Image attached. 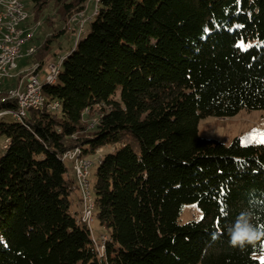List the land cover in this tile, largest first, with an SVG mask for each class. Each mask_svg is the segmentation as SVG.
Returning <instances> with one entry per match:
<instances>
[{"label": "trees", "instance_id": "1", "mask_svg": "<svg viewBox=\"0 0 264 264\" xmlns=\"http://www.w3.org/2000/svg\"><path fill=\"white\" fill-rule=\"evenodd\" d=\"M32 1L36 14L48 3ZM88 1L58 0L67 21ZM42 92L46 108L0 121V264H260L264 240L233 247L226 225L251 205L264 231V145L199 124L264 111V0H98ZM108 147L91 184L101 255L63 156ZM186 205L202 218L181 224Z\"/></svg>", "mask_w": 264, "mask_h": 264}, {"label": "rangeland", "instance_id": "2", "mask_svg": "<svg viewBox=\"0 0 264 264\" xmlns=\"http://www.w3.org/2000/svg\"><path fill=\"white\" fill-rule=\"evenodd\" d=\"M21 1L28 14V19L23 27L26 32L25 37L28 35L33 36L30 37V41L26 42L23 47L24 57L17 61L18 68L14 71L15 75H13L12 79L10 78L11 80L2 83L0 82V104L5 101H16L14 100L15 98L12 92H15L16 88L18 89L20 85L24 86L28 77L32 73L40 71L43 66L46 67V65L49 66L50 64L60 63L61 58L67 56L68 53L73 50L78 38H84L90 32L91 18L95 14L98 3V0H89L85 5L84 11L75 13L67 21L63 12L64 9L59 4L58 0H48V3L41 6L42 13L39 14H36L34 11L32 0ZM67 1L71 2L73 0ZM61 31L65 32L62 36H60ZM55 35H57L56 38ZM51 39H55L56 41L51 44ZM46 45L49 46V51L44 53L45 50L43 51L42 49ZM33 47L36 50V53H34V55L31 54L26 56L25 54ZM37 54H39L38 56L43 54V58L45 57L43 66H41L39 61L31 59L32 55L34 58ZM44 79L45 75L42 71L39 74V80L40 82H43ZM49 107L50 109L53 108L52 110L54 111L60 109L59 106H55L54 104ZM33 109L38 110L37 108L32 107L29 111ZM29 111L26 113L25 117H27ZM84 117V121L90 124V128L93 129L98 123L100 116L88 111L85 113ZM8 120L13 121L12 118H8ZM199 134L203 138L216 139L225 144H229L234 138L239 137L243 145H264V143H260V140L264 138V111L243 110L237 116L226 119H218L214 117L204 118L199 124ZM74 151L75 150H73V152ZM112 151L113 148L108 147L99 150L93 156L83 158V160L90 165L91 176L89 181L91 184H93L96 179V171L99 167L98 163L101 161L104 154ZM69 158L68 153L65 159L68 160ZM80 158L82 159V157ZM73 164L70 161L67 162L70 172H72ZM80 196L81 193L77 190L72 196L73 213L80 211L81 206L78 203ZM202 215V212L196 205H186L179 222L185 224L192 220H200ZM87 225L92 229L91 233L93 239L96 240L97 248H99L100 253H103L104 248H102V245L104 244L105 239H107V231L99 226L96 214L91 217L89 222L87 221ZM256 258L261 260V256L259 255H257Z\"/></svg>", "mask_w": 264, "mask_h": 264}, {"label": "bare ground", "instance_id": "3", "mask_svg": "<svg viewBox=\"0 0 264 264\" xmlns=\"http://www.w3.org/2000/svg\"><path fill=\"white\" fill-rule=\"evenodd\" d=\"M4 9L8 10V11H15V3H14V1L13 0H0V33H3V40H10V33H7V26H6V24H2V23H10V15H2V14H4ZM20 15H27V19H28V14L25 11L24 5H22L20 7ZM25 23H26V18H19V24H16L17 33H15V35H11V42L12 43H23V42H26V41H30L29 39L33 35L32 36L29 35V36L25 37V33L26 32H25V30L23 28ZM23 47H24V45H22V47H18L17 48V54H14V57H11V61H5V68H13V66H16V68L14 70L10 71L11 72L10 73V77L2 78L0 80L1 83L4 82V81H7V80H11L13 75H15L14 71L17 70V68H18L17 61L22 58V55H24L23 54ZM35 51L36 50L33 47V48L29 49L28 53H26L25 55L34 54ZM7 54H10V47H3V49H0V56H7ZM62 61H63V58H61L60 63L57 64V71L54 72L53 77L50 78L49 81L44 79L43 82H40L39 78H38L39 81H35L36 73H38L40 71L42 72L43 69L45 68L44 67L42 70H40L38 72L35 71L34 73H32L28 77L27 82H25L26 84L24 86L20 85V87L18 89L16 88L15 93H14V91L12 93H13L14 98H15L14 100L17 101L18 108L15 111H12L11 113H9L8 116H3L0 119V121L2 119H4L5 117H9V116H11L13 119H15L17 121H22L26 117L23 116V117L19 118L16 115V114H19V112L26 115V113L32 107L37 108L38 110H43L44 108H46L47 107V103H46V100H45V98H44V96L42 94L43 93L42 92V88H43V86L45 84H54V83H56V81L58 79V76H59V74L61 73V70H62ZM54 65H56V64H54ZM46 67H47V65H46ZM30 82H33L32 93H33V95L35 97V102H28L27 106H19L18 98H22L23 97V93L28 89V86L30 85ZM54 105L60 107L59 103H57V102L54 103ZM19 109H20V111H19ZM33 110H35V109H33ZM4 111H10V110H4ZM0 112H3V111H0ZM224 119H226V118H224ZM68 153H69V157L70 158L68 160H66L65 157L67 156ZM68 153H66L63 157H64V160L66 162L70 161V162H72V164L74 163L73 164V171H74L76 179H77L78 189L81 192V196H82V216H81V221L87 224V221L89 222L91 217H93L95 215V203H94V200H93V197H92V194H91V183L89 181V178L91 176L90 167L87 169V173H85L81 169H77V166H79L82 161H85V160H83V157H82V159L79 157L80 151L78 149L75 150L74 152L71 151V152H68ZM84 178H86V183H83L84 182ZM87 211H89L90 213L86 214ZM84 217H85V220L83 219ZM88 227H89V229L91 231L92 229L90 228V226H88ZM106 240L107 239H105V241ZM105 241H104V244H105ZM95 243H96V240H95ZM103 245H102V248H104ZM103 253H101V255Z\"/></svg>", "mask_w": 264, "mask_h": 264}, {"label": "built area", "instance_id": "4", "mask_svg": "<svg viewBox=\"0 0 264 264\" xmlns=\"http://www.w3.org/2000/svg\"><path fill=\"white\" fill-rule=\"evenodd\" d=\"M13 1L15 3V11H8L4 9V14H2V15H10V23H2V24H6L7 26V33H10V40H3V33H0V49H3V47H10V54H7V56H0V80L4 77L6 78L10 77V73H11L10 71L16 68V66H13V68H5V61H11V57H14V54H17V48L22 47V45H25L26 42H28V41L23 42V43H12L11 42V35H15V33H17L16 24H19V18H26V21H27V15H20V7L24 5L22 1L21 0H13ZM28 55H31V54H28ZM22 57H24V55H22ZM55 71H57V64L56 65L50 64L49 66L45 67L43 69L45 79L49 81L50 78L53 77ZM38 78H39V72L36 73L35 81H39ZM32 85H33V82H30L28 89L23 93V97L18 98L19 106H27L28 102H35V97L32 93ZM11 112L12 111L0 112V119L3 116H8L9 113ZM16 115L19 118L25 116V114L20 113V112L19 114H16ZM89 166L90 165L86 161H82L80 165L77 166V169H81L82 171L87 173V169L89 168ZM83 183H86V178H84ZM88 213L90 212L87 211L86 214ZM83 219L85 220V217Z\"/></svg>", "mask_w": 264, "mask_h": 264}, {"label": "clouds", "instance_id": "5", "mask_svg": "<svg viewBox=\"0 0 264 264\" xmlns=\"http://www.w3.org/2000/svg\"><path fill=\"white\" fill-rule=\"evenodd\" d=\"M226 228L231 246L241 250L247 245H254L257 241L264 240V231L258 227L257 213L251 205L242 208Z\"/></svg>", "mask_w": 264, "mask_h": 264}, {"label": "snow or ice", "instance_id": "6", "mask_svg": "<svg viewBox=\"0 0 264 264\" xmlns=\"http://www.w3.org/2000/svg\"><path fill=\"white\" fill-rule=\"evenodd\" d=\"M241 48H244L245 46L243 45V43H241L240 45H238ZM260 143H264V138H262L260 140ZM260 264H264V252L261 253V260H260Z\"/></svg>", "mask_w": 264, "mask_h": 264}]
</instances>
